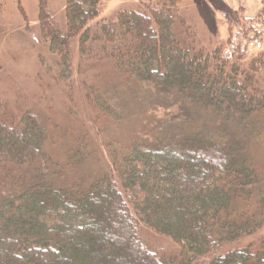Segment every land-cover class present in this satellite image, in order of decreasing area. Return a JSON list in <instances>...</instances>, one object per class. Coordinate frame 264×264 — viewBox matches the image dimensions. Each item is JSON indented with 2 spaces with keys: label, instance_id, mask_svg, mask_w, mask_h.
<instances>
[{
  "label": "trees",
  "instance_id": "obj_1",
  "mask_svg": "<svg viewBox=\"0 0 264 264\" xmlns=\"http://www.w3.org/2000/svg\"><path fill=\"white\" fill-rule=\"evenodd\" d=\"M177 5L142 1L138 10L121 9L111 20L99 18L100 0H65L61 30L41 1L38 21L48 49L61 60L75 39L82 56L122 78L171 91L241 132L264 133V90L255 78L261 59L247 63L230 29L224 42L207 50L179 40ZM263 14L264 8L258 17ZM242 19L239 11L226 15L230 26ZM221 132L212 143L133 147L122 159L119 181L134 213L108 176L64 187L41 176L5 189L0 182V264H190L205 255L206 264H264V236L254 253L249 246L219 252L264 225V177ZM46 138L33 114L13 115L0 102V175L34 165ZM138 221L178 243L179 256L148 250Z\"/></svg>",
  "mask_w": 264,
  "mask_h": 264
},
{
  "label": "rangeland",
  "instance_id": "obj_2",
  "mask_svg": "<svg viewBox=\"0 0 264 264\" xmlns=\"http://www.w3.org/2000/svg\"><path fill=\"white\" fill-rule=\"evenodd\" d=\"M41 1L54 25L62 30L65 0H0L1 105L17 116L30 112L47 135L43 155L33 167H12L11 173H1L3 189L34 176L54 187L75 182L88 185L108 176L134 213V202L119 181L122 159L133 147L167 141L212 143L221 139L217 133L223 138L221 131L233 147L243 148L264 177V133L241 132L171 91L136 78H122L103 62L82 56L75 39L65 60L51 53L38 21ZM142 1L153 4L156 0H100L99 18L114 20L117 11L138 10ZM262 8L264 0H178L175 26L179 27V40L207 50L224 42L230 29L233 43L246 49L247 63L261 59L255 78L264 90V14L258 17ZM233 11L243 18L239 26L226 21ZM263 236L264 225L237 243L222 246L219 252L249 246L254 253ZM138 238L159 256L180 254L178 243L140 221ZM209 257H198L190 264H206Z\"/></svg>",
  "mask_w": 264,
  "mask_h": 264
}]
</instances>
